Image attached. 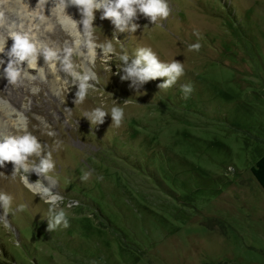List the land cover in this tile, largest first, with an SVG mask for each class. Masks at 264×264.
<instances>
[{"label":"rangeland","instance_id":"obj_1","mask_svg":"<svg viewBox=\"0 0 264 264\" xmlns=\"http://www.w3.org/2000/svg\"><path fill=\"white\" fill-rule=\"evenodd\" d=\"M57 1L30 0L25 9L0 0L1 45L10 49V31L24 30L38 52L49 46L58 55L53 62L38 55L43 66L31 71L20 62L21 77L10 84L2 75L9 57L0 52V140L35 136L42 151L30 164L51 153L49 175H26L61 197L55 208L69 224L50 231V204L6 162L0 191L13 201L8 226L0 223V261L264 264V191L252 173L264 156V0H167V17L152 22L138 14L123 30L102 17L101 7L90 34L79 6L68 4L69 20L56 14ZM108 43L113 50L105 54ZM195 43L200 47L190 49ZM141 48L183 65L173 85L161 88L164 77L143 85L121 78L120 57L131 63ZM84 75L89 87L77 103ZM184 84L192 87L187 97ZM113 105L123 108L119 125L110 115L103 123L85 116ZM16 113L25 128L15 126ZM85 171L92 173L87 181Z\"/></svg>","mask_w":264,"mask_h":264},{"label":"clouds","instance_id":"obj_2","mask_svg":"<svg viewBox=\"0 0 264 264\" xmlns=\"http://www.w3.org/2000/svg\"><path fill=\"white\" fill-rule=\"evenodd\" d=\"M68 4L79 6L83 14L81 22L85 34H90L91 24L95 17L96 10L101 7L103 8L102 17L110 18L121 30H123V26L127 25L128 22L138 14H143L145 17L150 18L152 22H156L158 18L167 17L169 15L167 0H106V2H104V0H60L59 7L65 10ZM64 16L72 20L65 11ZM61 23L64 24L66 29L69 27L63 20ZM136 27V24L132 25L133 29ZM9 38L12 39L13 43L7 51L9 59L6 66L3 67L2 75L10 84L17 83L21 77V68L18 66L20 62L27 61L28 64L34 66L37 56L40 54L49 62L58 59L56 50L49 46L42 47L38 52L37 44L28 31L12 30L9 33ZM87 47L89 49V57L94 58L96 55L94 51L95 45L88 44ZM101 47L105 54L113 50L111 43L102 45ZM199 47V43L189 45L190 49H198ZM3 51L4 48L0 50V52ZM120 59L125 62L123 65V72L125 75L121 78L124 80L131 79L134 85H143L149 80L164 77L165 79L162 81L160 87L166 88L173 85L183 72V65L180 62L173 59L170 63H164L157 58V55L151 48L139 49L136 58L132 60L131 63H128L129 57L127 54L122 55ZM0 65H5L3 59H0ZM62 67L65 69L70 67L67 60L62 64ZM32 78L35 79V76ZM87 81V75L79 79V91L76 93L78 97L77 103L83 101L87 94V89L89 87ZM37 90L36 88L32 89L33 92ZM181 91L185 97H187L192 91L191 84L181 85ZM9 115L12 116V113ZM106 115L112 117L113 124L119 125L124 115L123 108L113 105L110 110L106 111L103 107L98 106L91 112L85 113V116H87L92 123H103ZM14 123L19 129L26 127L24 117L19 113L15 114ZM41 151V144L36 137L30 133L25 132L23 135L8 136L0 140V167H3L6 162H13V175L20 172L21 169L23 170L24 174L20 175L21 182L30 191L40 195L43 200L50 204L48 228L51 231L61 225L67 227L69 221L63 209L56 210L55 208L56 202L59 201L61 197L52 193L50 188L45 186L40 180L29 182L28 176L26 175L31 169L38 175L47 176L54 169L55 165L50 152L40 158L38 163H29V156L35 155L40 157ZM91 175V172L85 171L82 173L81 179L87 181ZM97 179H102V177H97ZM12 201L13 197L11 194L0 191V207L4 210L3 214H0V223L5 227L8 226L5 210L10 207ZM76 203H79V201H76ZM24 207L23 204L17 205V208L21 211Z\"/></svg>","mask_w":264,"mask_h":264},{"label":"bare ground","instance_id":"obj_3","mask_svg":"<svg viewBox=\"0 0 264 264\" xmlns=\"http://www.w3.org/2000/svg\"><path fill=\"white\" fill-rule=\"evenodd\" d=\"M29 1L30 0H18V4H19V6L21 7V8H25V9H29L30 8V3H29ZM57 5H56V8H57V12L58 13H56V14H58V15H60V16H64V11L65 10H63L61 7H59V4H60V0H58L57 2ZM55 3V4H56ZM36 8V7H35ZM66 9V8H65ZM31 10V9H30ZM34 10V9H33ZM28 11V10H27ZM32 12V11H31ZM59 16V17H60ZM72 26V25H71ZM0 48H4V50L7 52L8 51V49H6L5 48V46H3V45H1V43H0ZM84 55L86 56L87 54L86 53H84ZM88 56V55H87ZM0 59H5V57H1ZM7 63V62H6ZM41 66H43V61L42 60H39V59H36V61H35V65L33 66V65H31V67H30V71H31V69H36L37 67H40L41 68ZM3 68V67H2Z\"/></svg>","mask_w":264,"mask_h":264},{"label":"trees","instance_id":"obj_4","mask_svg":"<svg viewBox=\"0 0 264 264\" xmlns=\"http://www.w3.org/2000/svg\"><path fill=\"white\" fill-rule=\"evenodd\" d=\"M252 173L258 184L261 186V188L264 191V156H262L255 164V166L252 168ZM2 254L5 256V252H2ZM9 255V254H8ZM16 261L14 260V263ZM0 264H9L7 262H1Z\"/></svg>","mask_w":264,"mask_h":264}]
</instances>
